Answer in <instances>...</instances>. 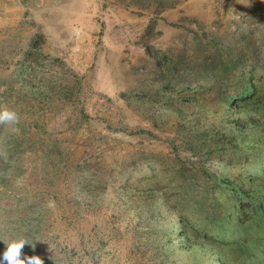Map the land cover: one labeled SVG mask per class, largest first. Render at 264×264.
I'll use <instances>...</instances> for the list:
<instances>
[{
	"label": "rangeland",
	"instance_id": "rangeland-1",
	"mask_svg": "<svg viewBox=\"0 0 264 264\" xmlns=\"http://www.w3.org/2000/svg\"><path fill=\"white\" fill-rule=\"evenodd\" d=\"M0 256L264 264V0H0Z\"/></svg>",
	"mask_w": 264,
	"mask_h": 264
},
{
	"label": "clouds",
	"instance_id": "clouds-1",
	"mask_svg": "<svg viewBox=\"0 0 264 264\" xmlns=\"http://www.w3.org/2000/svg\"><path fill=\"white\" fill-rule=\"evenodd\" d=\"M20 116L14 109L0 108V126H5L10 131H17ZM6 249L0 256V264H43L39 256L22 258V250L27 242L25 239L3 240Z\"/></svg>",
	"mask_w": 264,
	"mask_h": 264
}]
</instances>
